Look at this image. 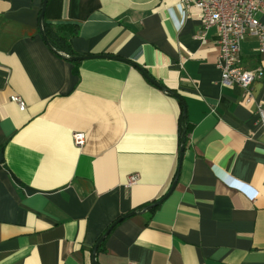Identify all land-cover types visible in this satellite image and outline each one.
<instances>
[{"label": "crops", "instance_id": "1", "mask_svg": "<svg viewBox=\"0 0 264 264\" xmlns=\"http://www.w3.org/2000/svg\"><path fill=\"white\" fill-rule=\"evenodd\" d=\"M42 5L0 0V264H264V132L242 89L220 83L199 11L48 0L75 63L43 41ZM240 59L264 74L256 39ZM251 88L264 107V76Z\"/></svg>", "mask_w": 264, "mask_h": 264}, {"label": "built area", "instance_id": "2", "mask_svg": "<svg viewBox=\"0 0 264 264\" xmlns=\"http://www.w3.org/2000/svg\"><path fill=\"white\" fill-rule=\"evenodd\" d=\"M180 3L199 11L202 36L210 29L215 31V65L220 72V83L227 86L236 84L242 89V103L255 106L252 113L264 132V107L256 104L251 88L253 82L261 80L264 74L261 68L245 69L240 59L241 44L247 38L256 39L259 52H264V0H180ZM9 101L20 112L25 111L26 104L20 96L11 95ZM84 140V133L73 134L75 147H81ZM138 180V173L127 178L129 184Z\"/></svg>", "mask_w": 264, "mask_h": 264}, {"label": "trees", "instance_id": "3", "mask_svg": "<svg viewBox=\"0 0 264 264\" xmlns=\"http://www.w3.org/2000/svg\"><path fill=\"white\" fill-rule=\"evenodd\" d=\"M44 1V0H43ZM48 0H45V4L47 3ZM40 20H41V35H42V39L43 41L47 44V46L53 50L54 52L58 53H64L65 55L69 56V60L71 62H75V60H73L74 58H81L80 60H82L83 57H79L76 56L70 47V43L67 39L64 38V36L62 35V31L63 29H65L62 26H52L50 24H47L44 19H43V15L40 16ZM74 35V33H73ZM77 60V61H80ZM191 125L187 122L185 115L181 114V116L179 117V125H178V144H179V153L180 151L185 149L186 144L188 143V134L191 131ZM155 208V207H154ZM154 208H152L151 210H153ZM131 213V212H129ZM127 213V214H129ZM134 213V212H133ZM122 215L120 217H118L117 219H115L106 229V231L109 229L108 234L103 238V240L109 235V233L111 232V230L121 221H123L125 218V216L127 215ZM131 217V216H130ZM106 231L104 232V234L106 233ZM103 234V235H104ZM102 235V236H103ZM102 240V242H103ZM101 242V243H102ZM100 243V244H101ZM99 244V246H100ZM98 246V247H99Z\"/></svg>", "mask_w": 264, "mask_h": 264}, {"label": "water", "instance_id": "4", "mask_svg": "<svg viewBox=\"0 0 264 264\" xmlns=\"http://www.w3.org/2000/svg\"><path fill=\"white\" fill-rule=\"evenodd\" d=\"M44 1H45V0H44ZM44 1H43V5H42V8H41V15H43V14H44V11H45V2H44ZM80 59H81V58H74L73 60L77 61V60H80ZM82 59H83V58H82ZM181 157H182V150L180 151L179 159H181ZM173 188H174V184L171 186L169 192H170ZM169 192H168L163 198H161L160 200H158V201L154 202L153 204L147 206V207L145 208V211H149V210H151L152 208L158 206V205L162 202V200H163L164 198L167 197V195L169 194ZM133 215H134V213L131 212V213L127 214V215L125 216V218L130 217V216H133ZM108 232H109V229L106 231V233H105V234H104V235H103V236L97 241V243L95 244V246H94V253H93V256L95 255V251H96V249L98 248L99 244L102 242L103 238L108 234Z\"/></svg>", "mask_w": 264, "mask_h": 264}]
</instances>
